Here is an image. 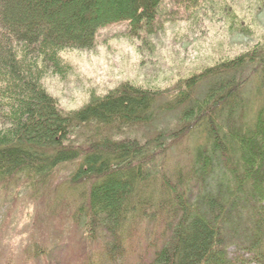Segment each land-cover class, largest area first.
<instances>
[{"label":"trees","instance_id":"obj_1","mask_svg":"<svg viewBox=\"0 0 264 264\" xmlns=\"http://www.w3.org/2000/svg\"><path fill=\"white\" fill-rule=\"evenodd\" d=\"M263 10L264 0H0V186L21 183L37 198L73 164L65 213L82 234L78 264H264ZM166 34L213 38V55L194 70L173 64L164 86L89 77L79 108L48 88L68 86L71 56L114 40L136 54L132 75L149 62L161 69ZM237 35L254 39L232 43ZM176 110L173 126L156 125ZM56 238L32 240L25 257L52 264L54 248L77 244Z\"/></svg>","mask_w":264,"mask_h":264},{"label":"rangeland","instance_id":"obj_2","mask_svg":"<svg viewBox=\"0 0 264 264\" xmlns=\"http://www.w3.org/2000/svg\"><path fill=\"white\" fill-rule=\"evenodd\" d=\"M257 21L258 28L256 30L260 33V31H264V10L257 14ZM123 24L124 21L116 22L103 31L112 34L122 29ZM253 39V37L237 35L231 37L230 41L232 43L236 41L251 42ZM157 41L158 45L162 47L156 51L160 62H162L161 69L157 62H149L147 66L140 68L137 73L132 75L134 72L132 69L137 62L136 54L126 42L114 40L111 42V48L102 45L101 52L99 51L98 54L92 51H83L82 54L71 56L68 61L73 69L68 86L64 88V83L47 81L48 88L53 95L59 97L65 107L79 108L88 101L86 94L81 91L87 87L86 79L89 77L93 79V83L99 85L104 84L108 78L113 80V86L125 77H128L127 79L137 77L143 84L154 81L156 85L164 86L169 82V78L174 76L173 64L175 68L178 64H182L194 70L202 64L208 63L209 57L213 55L211 44L215 42V39L199 41L194 38L192 41L178 44L176 41L173 42L171 35L166 34L158 37ZM105 48L109 52L105 51ZM153 59H156L155 56ZM76 77L77 79L81 77L79 83L74 80ZM202 86L198 89L199 96L205 93L207 84L204 83ZM57 88L60 89L57 90ZM247 95L254 99L252 105L254 110L261 105L262 98L259 97L257 84L256 87L252 84L247 88ZM164 101L165 99L160 102ZM181 110L162 114L156 125L160 128L173 126ZM65 166L47 186L40 190L37 198L32 196V188L21 183L15 182L0 186V264H46L42 259L39 261L30 259V261L26 258L25 248L32 240L51 244L57 240L56 234L60 239L57 243L65 244L68 239H73L77 244L54 248L49 255V261L52 264H62L58 262L60 260H65L66 264H78L82 259L85 246L81 245L78 240L82 235L78 230L80 228L75 225L70 226L67 221L69 219L66 217V213L68 214L74 205L72 190L70 189L69 192L68 188V176L73 171L74 165L67 164ZM64 197L69 205H65V199H62ZM54 200L58 203L56 204ZM53 206H57L56 211H58L57 215H53L55 219L51 217ZM59 210L63 214L66 211V220L63 223L62 219L59 220ZM233 250L234 248H231V251Z\"/></svg>","mask_w":264,"mask_h":264}]
</instances>
